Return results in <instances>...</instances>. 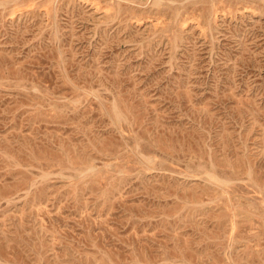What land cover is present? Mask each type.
Returning <instances> with one entry per match:
<instances>
[{
  "label": "rangeland",
  "instance_id": "374dc122",
  "mask_svg": "<svg viewBox=\"0 0 264 264\" xmlns=\"http://www.w3.org/2000/svg\"><path fill=\"white\" fill-rule=\"evenodd\" d=\"M0 264H264V0H0Z\"/></svg>",
  "mask_w": 264,
  "mask_h": 264
}]
</instances>
